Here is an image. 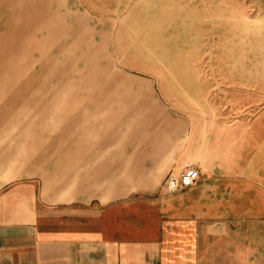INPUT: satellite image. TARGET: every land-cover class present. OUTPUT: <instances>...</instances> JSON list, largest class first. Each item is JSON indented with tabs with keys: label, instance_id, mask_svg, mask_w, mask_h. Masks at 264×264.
<instances>
[{
	"label": "crops",
	"instance_id": "obj_1",
	"mask_svg": "<svg viewBox=\"0 0 264 264\" xmlns=\"http://www.w3.org/2000/svg\"><path fill=\"white\" fill-rule=\"evenodd\" d=\"M218 11L214 0H0V54L7 39H84L89 19L116 70L157 93L137 99L157 105L143 127L84 145L68 189L24 177L22 140L0 128V264H264V73L201 62L229 55ZM134 40L177 48L176 62L131 64ZM215 72L253 90L216 100ZM187 166L199 177L176 188Z\"/></svg>",
	"mask_w": 264,
	"mask_h": 264
},
{
	"label": "rangeland",
	"instance_id": "obj_2",
	"mask_svg": "<svg viewBox=\"0 0 264 264\" xmlns=\"http://www.w3.org/2000/svg\"><path fill=\"white\" fill-rule=\"evenodd\" d=\"M222 8L229 21V55L226 47L220 56L216 50L201 62L240 64L242 76L264 73V0H214L215 17ZM94 28L88 19L84 39L55 40L54 45L46 39L1 41L6 48L0 54V98L6 104H0V128L22 140L24 177L37 176L61 188L64 183L67 189L77 186L72 182L78 180L84 145L120 142L126 130L145 125L144 107L151 111L157 106L137 100L151 102L157 93L148 81L116 70L108 39L96 38ZM220 32L216 28L215 40ZM141 43L134 40L128 48L131 64L143 67L149 58L158 64L176 62L177 48L162 44L149 51ZM215 74L216 100L253 90L228 86Z\"/></svg>",
	"mask_w": 264,
	"mask_h": 264
},
{
	"label": "built area",
	"instance_id": "obj_3",
	"mask_svg": "<svg viewBox=\"0 0 264 264\" xmlns=\"http://www.w3.org/2000/svg\"><path fill=\"white\" fill-rule=\"evenodd\" d=\"M199 177V172L192 166H187L183 172L179 175L176 188H187L190 187Z\"/></svg>",
	"mask_w": 264,
	"mask_h": 264
}]
</instances>
